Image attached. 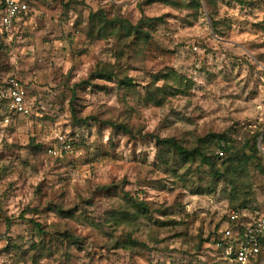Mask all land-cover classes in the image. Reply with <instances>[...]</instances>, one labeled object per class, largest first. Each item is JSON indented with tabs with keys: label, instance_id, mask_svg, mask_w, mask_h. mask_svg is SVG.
Returning a JSON list of instances; mask_svg holds the SVG:
<instances>
[{
	"label": "rangeland",
	"instance_id": "374dc122",
	"mask_svg": "<svg viewBox=\"0 0 264 264\" xmlns=\"http://www.w3.org/2000/svg\"><path fill=\"white\" fill-rule=\"evenodd\" d=\"M68 1L30 0L27 17L0 38V82L18 80L29 107L26 115L0 109V264H31L16 259L38 241L45 253L32 264H235L222 261L212 244L231 210L228 187L208 169H190L179 159L172 163L179 173L166 174L152 135L191 143L210 132H234L240 139L264 130V0H178L175 7L77 0L67 9ZM98 9L134 24L153 19L142 23L152 40L139 52L129 44L120 62L134 87L95 79L73 97L74 85L97 63L115 62L112 38L86 34L88 14ZM169 72L176 79L162 77ZM156 74L158 86L182 93L165 96L159 106L145 101ZM70 106L81 117L126 120L141 134L113 136L92 120L79 129ZM259 146L264 149V142ZM248 173L250 208L264 212V174L252 166ZM125 192L144 201L149 213L114 224L110 217L121 211ZM58 207L74 217H61ZM30 220L49 230L65 228L81 242L56 243ZM126 233L148 249L113 248ZM8 236L19 239L21 253L5 250Z\"/></svg>",
	"mask_w": 264,
	"mask_h": 264
},
{
	"label": "trees",
	"instance_id": "16d2710c",
	"mask_svg": "<svg viewBox=\"0 0 264 264\" xmlns=\"http://www.w3.org/2000/svg\"><path fill=\"white\" fill-rule=\"evenodd\" d=\"M30 8V0H23ZM193 1V0H191ZM209 3H213L216 0H207ZM240 1V0H238ZM162 3L167 6L175 7L180 2L178 0H141V5H150L152 3ZM196 5H199V0H196ZM72 4L78 5L80 2L77 0H69L65 7L68 9ZM74 7V6H73ZM75 8V7H74ZM1 10V5H0ZM78 15L81 13L78 11ZM27 13L24 17H27ZM21 17L23 15L21 14ZM160 18H156V20ZM153 19L146 18L141 20L139 23H132L126 17L121 14H116L112 19H108L105 16L103 9H98L96 11H90L87 18V28L86 34L92 40L112 38L115 43L114 63H97L95 69L89 74L88 78L80 81L73 87V97L75 96L76 89L82 86H91L92 80L98 79L105 82L114 83L118 88L130 89L134 87V79L126 74L120 65V62L126 52V47L129 44H133L135 51L139 52L147 45L149 41L152 40V34L142 23H151ZM21 22H16L13 27ZM12 27V28H13ZM8 35L7 31L0 33V38L4 39ZM169 72L168 74H163V78L172 76L171 79H176L175 74ZM157 80L159 76L156 74L150 80L145 88L144 100L152 103L155 106L161 105L163 98L165 96L173 95L176 91H180L175 88L173 91L166 89V85L158 86ZM179 85H182V80L180 78ZM0 109L8 111L5 104L0 103ZM71 115L79 129H87L91 125L89 121H97L102 127L109 128L113 136L124 134L129 137L140 135L141 131L134 130L132 126L126 120H113V119H102L99 121L97 116H86L81 117L78 115L77 110L70 106ZM241 129L235 130L239 133ZM234 132H222V133H207L203 137H198L189 143L183 139H177L175 137H159V135H152L157 144V155L156 159L159 163L168 166L165 173L175 172L179 173L177 168L173 166V160L179 159L182 166L188 164L190 169L195 168H206L212 178L216 179L217 182H223L225 187H228V205L231 210H236L240 213V218L238 220V225L234 226L231 223V228L236 230L234 233V238H239L246 228L248 218H245L241 214H250L252 212L250 208L251 201L254 200L253 196V183L249 177L248 168L252 166L257 172L264 174V162L262 161L261 151L259 149V142H264V130L261 132H254L252 135L250 133H244L241 138L235 137ZM82 142V141H80ZM79 142V143H80ZM33 148L36 150H41L42 146L32 144ZM181 180H183L181 178ZM123 199L125 203L120 206L121 211L116 212L117 214L110 217V221L114 224H124L132 223L137 215H147L149 213V208L147 204L137 198H133L127 192L124 193ZM57 213L61 217H74L71 210H63L62 208H57ZM119 215V216H118ZM228 221L227 217H224V221ZM8 228H11V221L7 220ZM29 223L38 234L48 235L50 234L56 243L63 244L65 241L68 244H78L81 242V238L75 237L71 231L63 228H54L49 230L42 228L39 223L30 220ZM223 224V223H222ZM221 224V225H222ZM215 230V235L212 240V244H217L220 240L221 232ZM221 230V229H220ZM4 236V235H3ZM7 247L5 250H11L14 253L20 252L22 250V244L18 238L13 239L8 236L6 238ZM42 246L41 242H34L30 245L29 252L22 251V253L16 259L17 262L20 260L30 259L31 264L39 256H42L45 252H41L39 247ZM113 248H120L124 251L135 252L144 251L148 247L143 242L135 240L131 233H126L123 235V240L115 239ZM45 247L43 248V251ZM217 250L224 257V251L222 247H217ZM46 251V250H45ZM222 261H228L224 257L221 258ZM19 260V261H18ZM16 263V262H15Z\"/></svg>",
	"mask_w": 264,
	"mask_h": 264
},
{
	"label": "built area",
	"instance_id": "2783aa9c",
	"mask_svg": "<svg viewBox=\"0 0 264 264\" xmlns=\"http://www.w3.org/2000/svg\"><path fill=\"white\" fill-rule=\"evenodd\" d=\"M0 30L10 31L13 24L19 22L28 12V6L23 0H0ZM0 103L5 104L7 114L29 113L26 101V91L14 78L0 82ZM64 149H70V143L64 142ZM262 161L264 162V149L259 146ZM50 155H56L53 147L47 149ZM248 218L246 228L239 238H234L236 230L231 228L238 225L240 213L229 210L226 214L228 221L223 222L220 230L221 237L216 247H222L224 257L235 264H262L264 260V212L253 210L250 214H241Z\"/></svg>",
	"mask_w": 264,
	"mask_h": 264
}]
</instances>
